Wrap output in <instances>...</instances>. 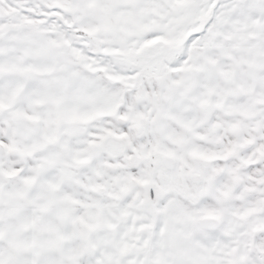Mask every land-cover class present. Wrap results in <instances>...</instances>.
Here are the masks:
<instances>
[{"label": "snow or ice", "instance_id": "snow-or-ice-1", "mask_svg": "<svg viewBox=\"0 0 264 264\" xmlns=\"http://www.w3.org/2000/svg\"><path fill=\"white\" fill-rule=\"evenodd\" d=\"M0 264H264V0H0Z\"/></svg>", "mask_w": 264, "mask_h": 264}]
</instances>
